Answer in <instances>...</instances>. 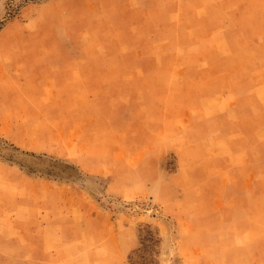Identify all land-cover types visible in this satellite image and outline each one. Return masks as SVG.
I'll use <instances>...</instances> for the list:
<instances>
[{"label":"rangeland","instance_id":"374dc122","mask_svg":"<svg viewBox=\"0 0 264 264\" xmlns=\"http://www.w3.org/2000/svg\"><path fill=\"white\" fill-rule=\"evenodd\" d=\"M33 49L82 50L109 55L100 64L157 67L163 71L167 112L171 100L180 103L179 110L216 120L226 100L228 120H237L244 136L232 133L221 143L216 129L191 138L179 131L178 146L199 144L182 155L177 150L158 155L154 172L163 177L146 196L139 195L146 188L142 169L123 194L121 187L108 190V177L83 174L74 157L20 156L36 174L92 185L108 212L97 210L91 221L79 211L52 217L55 222L34 237L47 246L59 242V249L28 250L12 241L25 242L29 234H3L0 264H264V91H255V54L264 51V43H255V0H0V51ZM123 76L115 75L117 81ZM115 90L123 95L121 83ZM181 125L167 120L165 130ZM133 127L125 140L129 148L144 137ZM169 136L165 143L172 142ZM235 146L238 153H232ZM0 151L16 157L1 138ZM218 161L232 162L234 169H213ZM246 161L255 169H237ZM192 168L195 187L187 185ZM253 176L255 186L245 187L254 189L253 199L237 194L241 185L231 188L229 180L250 182ZM224 177L230 190L221 183ZM24 204L14 214L26 220ZM59 224L69 225V232L55 233ZM82 224L93 231H81ZM107 224L112 234L103 231Z\"/></svg>","mask_w":264,"mask_h":264},{"label":"crops","instance_id":"0c3cea01","mask_svg":"<svg viewBox=\"0 0 264 264\" xmlns=\"http://www.w3.org/2000/svg\"><path fill=\"white\" fill-rule=\"evenodd\" d=\"M256 42L264 43V0H255ZM104 56L109 57L74 49L0 51V138L16 154L15 158H5L0 151V242L4 240L3 234H29L25 242L13 239L12 243L28 250L59 249L61 243L47 246L34 235L45 232L47 223L55 222L52 217H71L72 213L79 211L81 217L91 221L95 212L103 208L92 185L79 179L36 174L32 167L20 162V156L74 157L83 174L95 179L108 177V190L121 187L117 191L127 190L123 194L133 185L134 173L142 169L145 176L141 181L146 188L141 189L139 195L146 196L150 187L158 185L163 177L154 172L160 161L158 155L162 158L171 150L182 155L199 144L193 141L178 146L180 132L191 138L189 135L193 136L197 131L204 133L200 137L216 129L221 143L232 133L237 137L244 136L239 133L242 130L238 121L228 120V101L223 103L225 109L220 110L216 120L199 117L190 109L179 110L180 103L174 104L171 100L172 110L167 112L163 71L144 65L100 64L99 59ZM116 74L124 76L117 81ZM120 83L124 88L123 95L115 90ZM134 86L140 88V94L132 91ZM257 90L264 91V51L260 50L255 54ZM183 105L189 106L190 103ZM167 120L182 125L168 131L165 130ZM136 123L137 126L133 127ZM132 127L140 128L144 137L142 139V134L141 143L129 148L125 140L131 138ZM165 134L171 135L168 138L172 142L165 143ZM233 148L232 153L239 152L238 146ZM95 154L100 156L95 157ZM211 164L217 170L234 169V163L228 161ZM244 166L255 169L254 162L237 163V169ZM192 171L188 176L189 187L197 185L195 168ZM217 175L215 178H219ZM245 181L247 183L248 178L229 180L231 188L242 186L237 194L250 195L253 199L255 191L249 188L255 186V178L253 176L247 184ZM227 182L226 177L221 180L225 189L230 190ZM246 185L249 188L246 189ZM21 203H25L29 210L26 220L14 214L18 213ZM101 211L108 212L106 209ZM54 227L55 233L69 232V225ZM102 228L111 234L115 230L108 224ZM82 230L89 232L93 228L82 224Z\"/></svg>","mask_w":264,"mask_h":264}]
</instances>
